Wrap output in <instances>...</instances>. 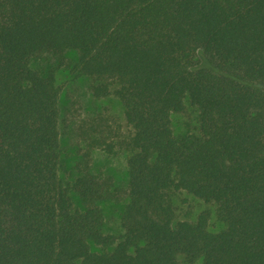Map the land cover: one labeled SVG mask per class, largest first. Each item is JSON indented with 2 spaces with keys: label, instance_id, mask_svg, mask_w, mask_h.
<instances>
[{
  "label": "trees",
  "instance_id": "trees-1",
  "mask_svg": "<svg viewBox=\"0 0 264 264\" xmlns=\"http://www.w3.org/2000/svg\"><path fill=\"white\" fill-rule=\"evenodd\" d=\"M69 50L132 130L119 236L104 233L114 179L59 176L55 73ZM44 55L57 66L32 70ZM185 99L198 133L174 135ZM179 191L213 204L222 228L208 230V210L175 221ZM180 258L264 264V0H0V264Z\"/></svg>",
  "mask_w": 264,
  "mask_h": 264
},
{
  "label": "rangeland",
  "instance_id": "rangeland-1",
  "mask_svg": "<svg viewBox=\"0 0 264 264\" xmlns=\"http://www.w3.org/2000/svg\"><path fill=\"white\" fill-rule=\"evenodd\" d=\"M77 60L74 51H66L64 63L56 69L55 85L59 88V125L60 158L62 166L59 176L63 181H73L83 171L96 175H109L122 190L123 196L118 202L102 205L104 214V233L119 236L121 214L127 203V158L125 144L132 135L131 128L126 124L120 101L113 95L95 98L91 86L95 80L79 76L72 70ZM199 67L206 65L201 52L197 54ZM58 59L44 55L30 63V68L42 72L48 65L57 66ZM197 66V67H198ZM197 110L187 99L184 100V111L172 113L170 123L174 135L183 133H198ZM103 142L102 147L92 143V140ZM73 197L76 203V197ZM175 209V221L194 220L201 211L208 210L210 219L208 230L217 232L222 225L215 217V206L206 204L184 191L175 192L172 197ZM178 264H187L179 259ZM192 264H202L200 260Z\"/></svg>",
  "mask_w": 264,
  "mask_h": 264
}]
</instances>
